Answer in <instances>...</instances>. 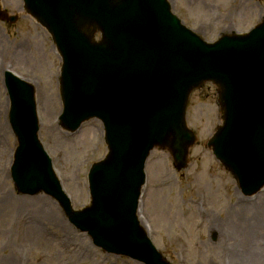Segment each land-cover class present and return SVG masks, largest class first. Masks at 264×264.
Instances as JSON below:
<instances>
[{"label": "water", "instance_id": "1", "mask_svg": "<svg viewBox=\"0 0 264 264\" xmlns=\"http://www.w3.org/2000/svg\"><path fill=\"white\" fill-rule=\"evenodd\" d=\"M26 3L64 56V126L76 129L99 116L109 154L90 171L91 205L75 211L38 138L33 89L13 78L11 121L20 142L13 178L20 192L52 195L109 252L166 264L137 217L144 165L155 145L168 146L178 166L185 165L194 142L185 107L191 90L206 80L220 87L224 111V124L210 142L215 154L244 191L264 184V21L247 35L207 44L183 26L167 0ZM97 29L101 42L94 41ZM20 87L26 91L18 94Z\"/></svg>", "mask_w": 264, "mask_h": 264}, {"label": "rangeland", "instance_id": "2", "mask_svg": "<svg viewBox=\"0 0 264 264\" xmlns=\"http://www.w3.org/2000/svg\"><path fill=\"white\" fill-rule=\"evenodd\" d=\"M169 1L186 25L210 41L224 32L248 31L264 17V0ZM3 5L20 19L15 23L0 19V264H143L94 245L87 233L70 223L50 195H24L16 190L11 165L18 142L9 120L7 69L35 86L40 138L74 208L89 204L90 167L103 159L108 149L98 119L85 122L75 132L61 126L62 59L52 36L26 14L23 0H4ZM188 121L198 133L189 164L180 171L169 149L152 151L140 218L168 261L231 264L227 247L243 249L257 244L264 248V222L255 216L258 210L264 211V188L256 196L244 195L208 146L222 123L214 84L193 92ZM245 222L251 226L259 223L252 235L254 241L247 242L239 229V223Z\"/></svg>", "mask_w": 264, "mask_h": 264}, {"label": "bare ground", "instance_id": "3", "mask_svg": "<svg viewBox=\"0 0 264 264\" xmlns=\"http://www.w3.org/2000/svg\"><path fill=\"white\" fill-rule=\"evenodd\" d=\"M247 213H248V211H247ZM250 213H252V212L250 211ZM256 214L257 215H255V216H258L264 222V211H262L260 209V210H258V212ZM251 216H253V214H251ZM254 217H252V219ZM256 224L259 225V223H257V222H256ZM256 224L254 223V226H251V225H249L248 222H245L244 224L239 223V225L241 227V228L239 227V229L245 235L244 237L247 240V242H251V241L255 240L252 235L256 232V230H258L257 228L259 226H257ZM262 242L264 243V238H263ZM227 248H228L227 256L230 258L231 264H236L235 260L236 261L240 260V262L246 263V264L264 263V248H263V246L261 248L257 244H254L253 246L247 245V247L243 248V249H241V248L239 249V247L235 249L233 246L227 247ZM11 264H13L12 261H11Z\"/></svg>", "mask_w": 264, "mask_h": 264}]
</instances>
